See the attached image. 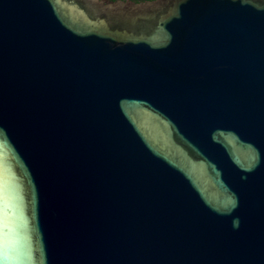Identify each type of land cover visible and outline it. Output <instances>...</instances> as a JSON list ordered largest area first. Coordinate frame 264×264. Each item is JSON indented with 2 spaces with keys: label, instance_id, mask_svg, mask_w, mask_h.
<instances>
[{
  "label": "water",
  "instance_id": "water-1",
  "mask_svg": "<svg viewBox=\"0 0 264 264\" xmlns=\"http://www.w3.org/2000/svg\"><path fill=\"white\" fill-rule=\"evenodd\" d=\"M0 264H264V0H0Z\"/></svg>",
  "mask_w": 264,
  "mask_h": 264
}]
</instances>
